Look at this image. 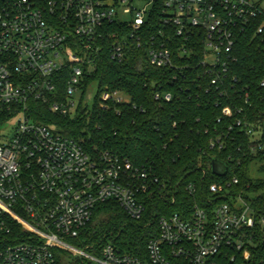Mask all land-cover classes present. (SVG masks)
<instances>
[{
    "label": "built area",
    "instance_id": "1",
    "mask_svg": "<svg viewBox=\"0 0 264 264\" xmlns=\"http://www.w3.org/2000/svg\"><path fill=\"white\" fill-rule=\"evenodd\" d=\"M250 31L264 52V0H0V264H58L61 249L93 264H264V205L233 192L237 176L210 187L211 211L196 205L187 217H159L145 258L113 244L96 253L67 245L99 205L115 202L140 221L146 201L166 185L118 154L87 152L57 126L37 123L30 107L77 115L89 108L95 82L85 81L103 58L122 63L141 49L152 66L183 71L191 66L181 60L201 48L199 66L212 85L224 86L239 36ZM110 101L130 102L104 90L99 105ZM222 112L231 118L243 109ZM235 127L253 137L252 154L264 153V126L237 119ZM217 146L224 147L217 141L210 149Z\"/></svg>",
    "mask_w": 264,
    "mask_h": 264
},
{
    "label": "trees",
    "instance_id": "2",
    "mask_svg": "<svg viewBox=\"0 0 264 264\" xmlns=\"http://www.w3.org/2000/svg\"><path fill=\"white\" fill-rule=\"evenodd\" d=\"M252 34L239 36L234 53L238 62L230 65L224 86L212 85L199 66L201 48L181 60L191 66L183 71L152 66L141 49L133 50L122 63L111 62L107 55L103 58L85 81V86L97 84L94 103L91 108H80L74 117L51 113L41 103L30 105L37 123L57 126L60 134L77 140L93 155L112 152L138 167L151 168L166 185L164 195L146 201L147 212L140 221L128 217L115 202L99 205L79 237L70 240L76 248L95 246L96 253L101 246L113 244L122 252L145 258L157 219L173 214L187 217L196 205L211 211L214 183L237 176L240 184L234 193L261 190L264 183L251 182L249 167L255 159H264V153L252 154L253 137L235 127L237 119L264 126V52ZM104 90L122 92L130 102L110 101L102 108L99 97ZM157 93H171L174 98L169 103L158 101ZM227 106L243 109V113L226 117L222 111ZM217 141L224 147L211 150V143ZM214 158L226 164L224 177L212 172ZM190 185L195 187L194 195L188 191ZM257 203L264 205L263 195ZM258 260L256 256L253 262ZM57 262L87 264L70 255L59 256Z\"/></svg>",
    "mask_w": 264,
    "mask_h": 264
},
{
    "label": "rangeland",
    "instance_id": "3",
    "mask_svg": "<svg viewBox=\"0 0 264 264\" xmlns=\"http://www.w3.org/2000/svg\"><path fill=\"white\" fill-rule=\"evenodd\" d=\"M96 93H97V84L94 83L89 88L88 95H87V103L89 104L88 106L90 108L93 105V99H94ZM73 117H74V115H73ZM249 179L251 180V182L254 185L264 183V159H262V160L261 159H255L254 162L250 165V167H249ZM244 195L246 197H248L249 199H252V200L257 199L259 196H262V195L264 196V185L260 191H258V192H245ZM148 230L153 232L154 229L151 228ZM66 244L75 247L73 245V242L70 240L67 241ZM80 249H82V248H80ZM83 249H85V248L83 247ZM57 253L61 254V256H64V255L69 256L70 255L71 257H74L73 253L70 250L61 249V250H58ZM88 254H91V253L88 251ZM85 262L87 264H90V263L93 264L89 259H85Z\"/></svg>",
    "mask_w": 264,
    "mask_h": 264
},
{
    "label": "water",
    "instance_id": "4",
    "mask_svg": "<svg viewBox=\"0 0 264 264\" xmlns=\"http://www.w3.org/2000/svg\"><path fill=\"white\" fill-rule=\"evenodd\" d=\"M212 172L220 177H224L227 172V166L218 159L214 158L212 161Z\"/></svg>",
    "mask_w": 264,
    "mask_h": 264
}]
</instances>
